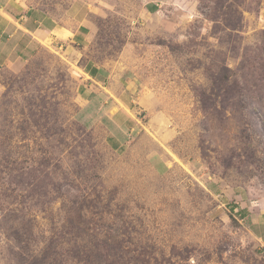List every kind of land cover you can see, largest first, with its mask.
<instances>
[{"label": "rangeland", "instance_id": "1", "mask_svg": "<svg viewBox=\"0 0 264 264\" xmlns=\"http://www.w3.org/2000/svg\"><path fill=\"white\" fill-rule=\"evenodd\" d=\"M25 3L79 33L0 67V264H264V0ZM87 61L129 79L122 149Z\"/></svg>", "mask_w": 264, "mask_h": 264}, {"label": "crops", "instance_id": "2", "mask_svg": "<svg viewBox=\"0 0 264 264\" xmlns=\"http://www.w3.org/2000/svg\"><path fill=\"white\" fill-rule=\"evenodd\" d=\"M75 30L65 28L41 10L32 9L25 0H0V67L24 59L37 48V43L47 39L61 46V42L71 40L65 31L76 35L79 31ZM83 68L79 84L83 105L76 115L88 127H102L111 147L122 149L139 126L132 112L135 99H130L126 85L129 79H124L126 88L122 90L114 83V67L87 61ZM261 224L264 225V221ZM250 226L264 245V228H257L255 222Z\"/></svg>", "mask_w": 264, "mask_h": 264}]
</instances>
